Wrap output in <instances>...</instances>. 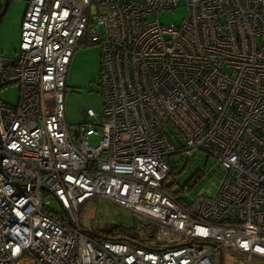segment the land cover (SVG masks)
<instances>
[{"label":"built area","instance_id":"2783aa9c","mask_svg":"<svg viewBox=\"0 0 264 264\" xmlns=\"http://www.w3.org/2000/svg\"><path fill=\"white\" fill-rule=\"evenodd\" d=\"M179 1H28L16 57L0 56V90L19 86L14 108L0 101V264L264 260V0H184L181 23H161ZM82 40L100 46L103 113L71 134L63 96ZM200 151L222 170L217 192L167 191L165 158ZM98 196L136 233L84 231L80 206Z\"/></svg>","mask_w":264,"mask_h":264},{"label":"rangeland","instance_id":"374dc122","mask_svg":"<svg viewBox=\"0 0 264 264\" xmlns=\"http://www.w3.org/2000/svg\"><path fill=\"white\" fill-rule=\"evenodd\" d=\"M29 0H9L8 8L0 19V56L13 59L19 48L20 26ZM5 0H0V12ZM186 13L184 0L169 11L160 14L161 23H181ZM84 40L71 57L66 75V87L63 96L65 120L71 134H76L79 128L87 123L98 125L103 113L102 96L99 87L100 46H84ZM19 86L9 85L0 90V101L15 106L18 102ZM90 109L95 116L85 117L84 110ZM99 135L87 138L88 144L99 143ZM170 173L164 180L165 188L171 192L185 191L186 199L190 200L201 189L210 190L214 195L219 186L222 170L214 158L205 152H197L193 156L180 158L166 157ZM48 210L61 212L60 206L52 195L46 194ZM78 219L80 227L96 235L104 234L110 225L131 226L137 231L138 220L129 215L125 209L104 197H93L86 200L79 209ZM151 225L144 223L142 233H149L152 237ZM132 234V233H128ZM215 262L218 258L215 256ZM222 264H264L260 258L247 261L243 256L223 253Z\"/></svg>","mask_w":264,"mask_h":264},{"label":"trees","instance_id":"16d2710c","mask_svg":"<svg viewBox=\"0 0 264 264\" xmlns=\"http://www.w3.org/2000/svg\"><path fill=\"white\" fill-rule=\"evenodd\" d=\"M8 1L9 0H7V2ZM0 18H1V16H0ZM169 192H171V191H169ZM171 193L172 194H176L177 192L173 191ZM108 229H111V233L109 234V237L112 238V239H118V238L122 237L124 234H128V233L134 232V229L131 226L127 227V226H122V225H110L108 228H105L104 233H107Z\"/></svg>","mask_w":264,"mask_h":264},{"label":"water","instance_id":"95a60500","mask_svg":"<svg viewBox=\"0 0 264 264\" xmlns=\"http://www.w3.org/2000/svg\"><path fill=\"white\" fill-rule=\"evenodd\" d=\"M6 7H7V0H5V3L1 9V12H0V16H2L6 10ZM96 235V234H95ZM97 237L99 238H105L104 236H101V235H97ZM218 264H222V261H221V254H219V257H218Z\"/></svg>","mask_w":264,"mask_h":264},{"label":"flooded vegetation","instance_id":"af4514ba","mask_svg":"<svg viewBox=\"0 0 264 264\" xmlns=\"http://www.w3.org/2000/svg\"><path fill=\"white\" fill-rule=\"evenodd\" d=\"M108 231H109V229H108ZM108 231H107L108 234L107 233H104L103 235L104 236H109V234L111 233V231H109V232Z\"/></svg>","mask_w":264,"mask_h":264},{"label":"crops","instance_id":"0c3cea01","mask_svg":"<svg viewBox=\"0 0 264 264\" xmlns=\"http://www.w3.org/2000/svg\"><path fill=\"white\" fill-rule=\"evenodd\" d=\"M4 3H5V2H4ZM3 5H4V4H3ZM7 6H8V2H7ZM2 7H3V6H2ZM7 8H8V7H6V10H7ZM6 10H5V12H6ZM5 12H4V13H5ZM3 15H4V14H3ZM3 15H2V16H3ZM2 16H1V17H2ZM0 19H1V18H0ZM19 40H20V37H19Z\"/></svg>","mask_w":264,"mask_h":264},{"label":"bare ground","instance_id":"6f19581e","mask_svg":"<svg viewBox=\"0 0 264 264\" xmlns=\"http://www.w3.org/2000/svg\"><path fill=\"white\" fill-rule=\"evenodd\" d=\"M13 108L15 107V106H12Z\"/></svg>","mask_w":264,"mask_h":264}]
</instances>
